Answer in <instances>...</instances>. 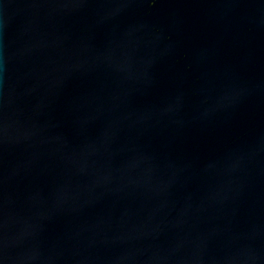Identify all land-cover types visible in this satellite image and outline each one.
I'll use <instances>...</instances> for the list:
<instances>
[{"label": "water", "instance_id": "1", "mask_svg": "<svg viewBox=\"0 0 264 264\" xmlns=\"http://www.w3.org/2000/svg\"><path fill=\"white\" fill-rule=\"evenodd\" d=\"M0 264H264V0H0Z\"/></svg>", "mask_w": 264, "mask_h": 264}]
</instances>
